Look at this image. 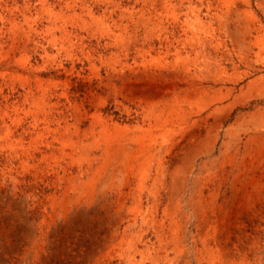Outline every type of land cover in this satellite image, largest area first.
Wrapping results in <instances>:
<instances>
[{
    "label": "rangeland",
    "instance_id": "obj_1",
    "mask_svg": "<svg viewBox=\"0 0 264 264\" xmlns=\"http://www.w3.org/2000/svg\"><path fill=\"white\" fill-rule=\"evenodd\" d=\"M6 1L9 9L37 8L35 29L49 26L38 0ZM100 1L98 7L111 3ZM182 2L195 15L186 20L183 10L174 12L187 29L175 55L163 38L174 30L173 11L145 30L131 24L115 31L116 38L104 25L91 22L82 30L66 19L59 24L72 41L54 30L56 45L46 53L11 55L2 46L0 66L8 75L0 83L23 111L20 123H9L10 136L0 132V264H264V3ZM69 48L81 60H69ZM88 51L102 56L93 66L84 58ZM17 74L44 79L38 90L30 84L38 104L22 97L21 81L9 83ZM98 112L128 129L100 131L90 118ZM20 140L16 158L11 144ZM115 213L126 216L120 225Z\"/></svg>",
    "mask_w": 264,
    "mask_h": 264
},
{
    "label": "bare ground",
    "instance_id": "obj_2",
    "mask_svg": "<svg viewBox=\"0 0 264 264\" xmlns=\"http://www.w3.org/2000/svg\"><path fill=\"white\" fill-rule=\"evenodd\" d=\"M31 1V0H30ZM130 1V0H129ZM174 0H136L135 3L133 4L134 6L131 8H126V5H123L124 0H111V3H103L104 5L102 6H106L104 8H101L102 6H97L96 4H100V0H38V4H39V13H43L46 14L48 19H47V23H49L48 27H43L39 30H37V28L35 29L36 25L34 26V20L33 18H31V16L33 15V12H37V8L32 7L30 5H24L26 6L25 8L21 6V8H14L12 5V8L9 9L10 5L8 4V2L6 0H1L0 1V20H2V27H0V50L3 48V45L8 46L9 49V53L11 55L17 53V52H21V53H25V51H34L36 53H38V51L41 50V52L46 53V50L50 47V46H55V35L51 36L52 34H54V30L60 31L63 35L64 38H62L64 41H69V43L72 41L71 37H70V31L68 30L67 27L63 25H60L59 23L62 24L66 22L67 20H73L75 22L80 23L81 25V29L83 30V27L86 26L89 23H93V24H98V25H104L105 26V31L106 34H108V37L113 36L115 31H120L124 30L126 28H130V25L132 24L134 26L135 29H139L141 27H143V29L145 30L147 28V26L151 23V21H153V19L157 18L158 16H161L162 13L168 14L170 11H173L172 14H175L176 17H174V30L170 33V35L163 37L164 38V42H165V48L167 51H171L174 50L172 53L175 55V52L178 51V46L182 40H180L182 38L183 33L187 32L186 29V20L189 16L195 15V9L192 7H189L186 5V3L188 2H182V0H178L179 6L176 7L173 4ZM264 3V0H262ZM29 3V2H28ZM244 3V2H243ZM258 3V2H257ZM18 4V3H17ZM32 4V3H31ZM34 4V3H33ZM109 4V5H108ZM16 5V4H15ZM101 5V4H100ZM131 6V5H130ZM109 8H111V10H109ZM177 10V12H184L183 17L186 19H183V17H181L178 14L174 13ZM9 12V19L6 18L5 14L3 13ZM98 11H101L102 13L99 14L98 16H96V13H98ZM160 14V15H159ZM170 14V13H169ZM192 14V15H190ZM237 17L239 16V14L236 15ZM21 17V19H20ZM163 17V16H162ZM165 18V17H164ZM236 18V17H235ZM183 20V21H180ZM222 20V19H221ZM236 20H239V18H236ZM235 20V21H236ZM44 21V20H43ZM146 21V24L145 22ZM158 21V20H157ZM163 21V20H162ZM223 21V20H222ZM242 20H240L241 23ZM37 22V20H36ZM41 22V21H40ZM144 22V26L143 25ZM39 23V22H38ZM196 23V22H195ZM229 23V22H228ZM68 24V23H67ZM40 25V24H39ZM53 25V26H52ZM228 25V24H227ZM25 26L29 28V31L25 30ZM42 26V25H41ZM154 26V25H153ZM152 26V28H154ZM102 27V26H101ZM200 27V26H199ZM133 29V28H132ZM241 29V28H240ZM248 29V28H247ZM251 29V27H250ZM80 30V28H79ZM142 30V31H144ZM149 30V29H148ZM219 30V29H218ZM225 30V29H224ZM253 30V29H252ZM255 30V29H254ZM137 31V30H136ZM147 31V30H146ZM144 31V32H146ZM244 31V30H243ZM248 32H246L247 34L250 33V30H247ZM18 32L22 35L21 37H17L16 35L18 34ZM30 32H34V34H38L40 37H32V35H30ZM76 32V31H75ZM74 32V33H75ZM83 32V31H82ZM125 32V31H124ZM78 33V32H77ZM119 33V32H118ZM117 33V35H119ZM26 34V35H23ZM135 34V33H134ZM146 34V33H145ZM242 34V33H241ZM18 36V35H17ZM74 36V35H72ZM78 36V35H77ZM114 37V36H113ZM129 37V36H128ZM139 37V36H138ZM116 38V37H114ZM162 38V39H163ZM37 39V40H36ZM81 39V38H80ZM128 39V38H127ZM144 39V38H143ZM160 39V38H159ZM187 39V38H186ZM119 41V40H118ZM121 41V39H120ZM188 41V40H187ZM116 42V41H115ZM42 43V44H40ZM79 43V42H78ZM117 43V42H116ZM127 43V42H126ZM188 43V42H187ZM236 43V42H235ZM118 44V43H117ZM77 45V44H76ZM70 46V45H69ZM113 46V45H112ZM116 46V44H115ZM125 46V45H124ZM191 46V45H190ZM183 47V46H182ZM187 47V46H186ZM62 49L63 46H61ZM60 48V50H61ZM77 48V47H76ZM123 48V47H122ZM195 48V47H194ZM247 48V47H246ZM73 48H69L67 57L69 58V60L74 61L75 59L79 60L80 58H76V54L74 53V51L72 50ZM84 49V48H83ZM164 49V48H163ZM68 50V49H65ZM180 50V49H179ZM182 50V49H181ZM249 51V50H248ZM67 52V51H66ZM192 52V51H191ZM216 52V51H215ZM4 53V52H3ZM115 53V52H114ZM166 53V52H164ZM198 53V52H197ZM60 54V52H59ZM185 54V53H184ZM217 54V53H216ZM47 55V54H46ZM98 55V54H97ZM94 56L92 54L91 51L86 52V54L84 55L87 63L90 66H93V61L95 60V58L99 57V56ZM170 55V54H168ZM172 55V54H171ZM2 56V55H1ZM44 57V56H43ZM137 57V56H136ZM188 57V56H186ZM246 57V56H245ZM42 58V57H41ZM99 58H102V56L100 55ZM164 58V57H163ZM219 59V58H218ZM81 60V59H80ZM155 60V59H154ZM63 61V60H62ZM65 61V60H64ZM112 62V61H111ZM115 62V61H114ZM118 62V61H117ZM178 62V61H177ZM58 63V62H57ZM82 63V61H81ZM1 64V63H0ZM18 64L21 65V67L25 66V63H19ZM5 65V64H4ZM8 66V65H6ZM48 66V65H47ZM65 66V65H64ZM72 66V65H71ZM74 66V65H73ZM162 66V65H161ZM22 67V68H23ZM28 67V66H27ZM43 67V66H42ZM56 67V66H55ZM124 67V66H123ZM211 67V66H210ZM0 68H3V66H0ZM25 68V67H24ZM33 68V67H32ZM48 68V67H47ZM50 68V67H49ZM59 68V67H58ZM61 68V67H60ZM134 68V67H133ZM6 69V67H4L3 69H0V79L3 80L7 77V75L5 74L4 70ZM12 69V68H11ZM30 69V68H29ZM42 69V68H41ZM55 69V68H54ZM44 70V69H43ZM42 70V71H43ZM74 70V69H73ZM95 70V69H94ZM41 72V71H40ZM49 72V71H48ZM62 72V71H61ZM77 72V71H76ZM31 74H37L36 72H31ZM184 74V73H183ZM190 74V73H189ZM45 75V74H44ZM118 75V74H117ZM72 76V75H71ZM120 76V75H119ZM196 76V75H195ZM209 76V75H208ZM10 82L12 83L11 85L13 86V84H15L16 82H20V86L23 87L25 86L26 90L24 92V96H22L23 98L25 97L26 99H30L31 102L34 104H38V99L35 98L33 96V90L32 88H30V84H34L35 87L38 90L37 86L43 85L44 79L41 77H36L35 79H32L31 81L28 79V77L26 75H20L17 74V76H10ZM15 77V78H14ZM78 77V76H77ZM197 77V76H196ZM22 78V80H21ZM155 78V77H154ZM8 80V79H7ZM146 80V79H145ZM226 80V79H225ZM109 81V80H108ZM1 82V81H0ZM101 82V81H100ZM129 83V82H128ZM5 84V82H4ZM4 84L2 85L0 83V97L3 100V105H0V132L4 131L7 132V135L10 136L12 130H11V126H10V122L11 123H15L18 124L20 123V113L23 111L22 109V105L21 103L19 104L18 102L14 103L13 101H10V95L4 94ZM123 84V83H122ZM185 84V83H184ZM10 85V84H9ZM8 85V86H9ZM37 85V86H36ZM47 85V84H45ZM189 85V83H188ZM14 87V86H13ZM12 87V88H13ZM8 89V88H7ZM51 89V88H50ZM108 89V88H107ZM36 90V91H37ZM54 90V88H53ZM52 90V91H53ZM248 90V89H247ZM158 91V90H157ZM199 91V90H198ZM197 91V92H198ZM19 92V91H18ZM54 92V91H53ZM66 92V91H65ZM159 92V91H158ZM189 92V91H188ZM200 92V91H199ZM203 92V91H202ZM249 92V91H248ZM38 93V92H37ZM201 93V92H200ZM205 93V92H204ZM13 94V93H12ZM195 94V92H194ZM43 95V94H41ZM65 95V94H64ZM201 95V94H200ZM264 95V94H263ZM16 96V95H15ZM46 96V95H45ZM45 96H41L40 99L42 101H47L48 100V95L47 97ZM53 96V95H52ZM195 96V95H194ZM193 96V97H194ZM219 96V95H218ZM227 96V95H226ZM57 97V96H56ZM64 97V96H63ZM165 97V96H164ZM199 97V96H198ZM197 97V98H198ZM207 97V96H206ZM225 97V96H224ZM238 97V96H237ZM262 97V95H261ZM59 98V97H58ZM226 98V97H225ZM233 98V97H232ZM263 98V97H262ZM21 99V98H20ZM39 99V100H40ZM217 100V99H216ZM215 100V101H216ZM233 100V99H232ZM255 100V99H254ZM176 101V99H175ZM102 102V101H101ZM154 102V101H153ZM166 102V101H165ZM40 103V102H39ZM48 103V102H47ZM144 103V101H143ZM41 104V103H40ZM150 104V103H149ZM148 104V105H149ZM154 104V103H153ZM138 105V104H137ZM141 105V104H140ZM145 105V104H144ZM147 105V103H146ZM38 106V105H37ZM74 106V105H73ZM146 107V106H145ZM150 107V106H149ZM122 108V107H121ZM126 108V107H125ZM42 109V108H41ZM47 109V108H46ZM70 109V108H69ZM141 109V108H140ZM148 109V108H147ZM38 110V109H37ZM40 110V109H39ZM43 110V109H42ZM142 110V109H141ZM176 110V109H175ZM143 111V110H142ZM149 111V110H148ZM50 112V111H49ZM66 112V111H65ZM145 112V111H144ZM163 112V111H162ZM174 112V111H173ZM12 113V116H11ZM62 113V112H61ZM128 113V112H126ZM146 113V112H145ZM160 113V112H159ZM164 113V112H163ZM141 114V112H140ZM147 114V113H146ZM157 114V113H156ZM161 114V113H160ZM25 115V114H23ZM30 115V114H29ZM43 115V113H42ZM51 115V114H50ZM53 115V113H52ZM62 115V114H61ZM94 116L93 120H95L98 124V127L100 129V131L103 132H109V131H118V130H127L128 128L126 127H122V125H120V123L117 122H112L110 120H106L102 114H100L99 112L96 114H90V118L92 116ZM49 116V115H48ZM106 116V115H105ZM144 116V115H143ZM155 116V118L158 119L157 115H153ZM152 116V117H153ZM256 116V114L253 115V121H254V117ZM15 117H19V118H14ZM41 117V115H40ZM43 117V116H42ZM58 117V116H57ZM77 117V116H76ZM86 117V116H85ZM89 117V116H88ZM141 117V116H140ZM62 118V117H61ZM67 118V117H66ZM78 118V117H77ZM262 118V116L260 117ZM48 119V118H47ZM56 119V118H55ZM59 119V118H57ZM111 119V118H110ZM157 119H155L157 121ZM256 119V118H255ZM89 120V119H88ZM143 120V119H142ZM160 120V119H159ZM91 121V120H90ZM148 121V120H147ZM154 121V120H153ZM198 121V120H197ZM33 122V121H32ZM69 122V121H68ZM80 122V121H79ZM255 122V121H254ZM261 122V121H260ZM45 123V122H44ZM53 123V122H52ZM91 123V122H90ZM93 123V122H92ZM38 124V123H37ZM162 124V123H161ZM246 124V122H245ZM22 125V124H21ZM28 125V124H27ZM41 125V124H40ZM90 125V124H89ZM93 125V124H92ZM165 126V125H163ZM39 127V126H38ZM70 127V126H69ZM72 127V126H71ZM92 127V126H91ZM95 127V126H94ZM128 127V126H127ZM18 128V127H17ZM26 128V127H25ZM23 128V129H25ZM73 128V127H72ZM16 129V128H15ZM29 129V128H28ZM34 129V128H33ZM93 129V128H92ZM138 129V128H137ZM38 130V129H37ZM50 130V129H49ZM64 130V129H63ZM69 130V129H68ZM90 130V129H89ZM15 131V130H14ZM65 131V130H64ZM91 131V130H90ZM89 131V132H90ZM99 131V132H100ZM212 131V130H211ZM35 132V131H34ZM43 132V131H42ZM47 132V131H46ZM102 132V133H103ZM127 132V131H126ZM27 133V132H26ZM50 133V132H49ZM53 133V131H52ZM58 133V132H57ZM61 133V132H60ZM66 133V132H65ZM78 133V132H77ZM118 133V132H117ZM116 133V134H117ZM128 133V132H127ZM14 134V133H13ZM28 134V133H27ZM73 134V133H72ZM106 134V133H105ZM4 135V134H3ZM30 135V134H29ZM36 135V133H35ZM55 135V134H54ZM62 135V134H61ZM75 135V134H74ZM109 135V134H108ZM118 135V134H117ZM32 136V135H31ZM43 136V135H42ZM51 136V135H50ZM80 136V135H79ZM167 136V134H166ZM14 137V136H13ZM18 137V136H17ZM101 137V135H100ZM139 137V136H138ZM215 137V136H214ZM7 138V137H5ZM11 138V137H9ZM30 138V137H29ZM60 138V137H59ZM69 138V136H68ZM78 138V137H77ZM80 138V137H79ZM16 139V138H15ZM49 139V138H48ZM58 139V138H57ZM157 139V138H156ZM35 140V139H33ZM41 140V139H40ZM59 140V139H58ZM76 140V139H75ZM139 140V139H138ZM7 141V140H6ZM68 141V140H67ZM80 141V140H79ZM220 141V140H219ZM255 141V140H254ZM36 142V140H35ZM136 142V141H135ZM171 142V141H170ZM251 142V141H250ZM32 143V142H31ZM30 143V144H31ZM53 143V142H52ZM63 143V142H61ZM75 143V142H74ZM9 144V143H8ZM48 144V143H47ZM51 144V143H50ZM67 144V142H66ZM76 144V143H75ZM257 144V143H256ZM22 145V141H17L14 142L12 141V148L14 149L13 151L11 150V152L14 155V157L17 158V156L19 157L21 155V148ZM68 146V145H67ZM151 146V145H150ZM4 147V146H2ZM46 147V146H45ZM59 147V146H58ZM69 147V146H68ZM65 147V148H68ZM120 147V146H119ZM147 147V146H146ZM1 148V147H0ZM50 148V147H49ZM73 150H75L76 148L73 147ZM83 148V146H82ZM92 148V147H90ZM98 148V147H97ZM33 149V148H32ZM64 148H62L63 150ZM71 149V148H70ZM79 149V148H78ZM121 149V148H120ZM249 149V148H248ZM260 149V148H259ZM26 150V149H25ZM83 151H85L84 149H82ZM212 150V149H211ZM1 151V150H0ZM8 151V150H7ZM24 151V150H23ZM51 151V150H50ZM59 151V150H58ZM77 151V150H76ZM116 151V150H115ZM224 151V150H223ZM10 152V153H11ZM25 152V151H24ZM27 152V151H26ZM32 152V151H31ZM35 152V150H34ZM75 152V151H74ZM109 152V151H108ZM256 152V151H255ZM3 153V152H2ZM41 153V152H40ZM51 153V152H50ZM85 153V152H84ZM103 153V152H102ZM209 153V152H208ZM228 153V152H227ZM34 154H38V153H34ZM79 154V153H78ZM108 154V153H107ZM24 154H22L23 157ZM50 155V154H49ZM87 154H85L86 156ZM98 155V154H97ZM114 155V154H113ZM118 155V154H117ZM221 155V154H220ZM229 155V154H228ZM1 156V155H0ZM31 156V155H30ZM42 156V154H41ZM88 156V155H87ZM112 156V155H111ZM6 157V156H5ZM48 157V156H47ZM51 157V156H50ZM101 157V156H100ZM230 157V156H229ZM7 158V157H6ZM30 158V157H29ZM41 158V157H40ZM39 158V159H40ZM49 158V157H48ZM52 158V157H51ZM70 158V157H69ZM231 158V157H230ZM233 158V157H232ZM4 159V158H3ZM25 159V157H24ZM100 159V158H99ZM115 159V158H114ZM6 160V159H5ZM17 160V159H16ZM19 161L21 160V157L18 159ZM29 160V159H28ZM73 160V159H72ZM94 160V159H93ZM224 160V159H223ZM8 161H12L11 160H7ZM23 159L20 161V165L22 166L23 163ZM35 161V160H34ZM40 161V160H38ZM43 161V160H42ZM105 161V160H104ZM139 161V159H138ZM232 161V160H231ZM4 162V161H3ZM261 162V161H260ZM132 163V162H131ZM10 164V163H9ZM12 164V163H11ZM25 164V163H24ZM42 164V163H41ZM257 164V163H256ZM261 165V163H259ZM264 164V163H262ZM3 166H5L4 168H7L8 165L2 163ZM32 165V164H31ZM91 165V164H90ZM131 165V164H130ZM117 166V165H116ZM160 166V165H159ZM263 166V165H262ZM10 167V166H9ZM25 167V166H24ZM27 167V166H26ZM39 167V166H38ZM132 167V166H131ZM180 167V166H179ZM261 167V166H259ZM1 168V167H0ZM3 168V167H2ZM36 168V166H35ZM121 168V167H120ZM264 168V167H263ZM33 169V168H32ZM97 169V168H96ZM135 169V168H134ZM261 169V168H260ZM4 170V169H3ZM10 170V169H9ZM263 170V169H262ZM64 171V170H63ZM72 171V170H71ZM144 171V170H143ZM201 171V169H200ZM75 172V171H74ZM98 172V171H97ZM134 172V171H133ZM262 172V171H261ZM101 173V172H100ZM115 173V172H114ZM244 173V172H242ZM81 174V173H80ZM102 174V173H101ZM120 174V173H119ZM124 173H122L123 175ZM129 174V173H128ZM262 174V173H261ZM1 175V174H0ZM8 175V174H7ZM12 175V174H10ZM115 175V174H114ZM242 175V174H240ZM244 175V174H243ZM246 175V174H245ZM116 176V175H115ZM114 176V177H115ZM124 176V175H123ZM130 176V175H129ZM79 177V176H78ZM243 177V176H242ZM60 178V177H59ZM73 178V177H72ZM98 178V177H96ZM100 178V177H99ZM244 178V177H243ZM261 178V177H260ZM115 179V178H114ZM92 180V179H91ZM98 180V179H97ZM110 180V179H109ZM195 180V179H194ZM61 181V180H60ZM73 181V180H72ZM79 181V180H78ZM123 181V180H122ZM187 181V180H186ZM246 181V180H244ZM254 181V180H253ZM80 182V181H79ZM117 182V181H116ZM190 182V181H189ZM118 183V182H117ZM61 184V183H60ZM95 184V183H94ZM112 184V183H111ZM120 184V183H119ZM193 184V183H192ZM66 185V184H65ZM73 185V184H72ZM81 185V184H80ZM86 185V184H85ZM92 185V184H91ZM195 185V184H194ZM60 186V185H59ZM69 186V185H68ZM88 186V185H86ZM103 186V185H102ZM123 186V185H122ZM182 186V185H180ZM189 186V185H188ZM84 187V186H83ZM249 187V186H248ZM125 188V187H124ZM180 188V187H179ZM178 188V189H179ZM184 188V187H183ZM67 189V188H66ZM69 189V188H68ZM71 189V188H70ZM75 189V188H74ZM92 189V188H91ZM182 189V188H181ZM191 189V188H190ZM252 189V188H251ZM124 190V189H123ZM88 191V190H87ZM86 191V192H87ZM95 191V190H93ZM99 191V190H98ZM116 191V190H115ZM181 191V190H180ZM200 192V191H199ZM128 193V192H127ZM118 194V193H117ZM81 195V194H80ZM92 195V194H91ZM169 195V194H168ZM182 195V194H181ZM192 195V194H191ZM88 196V195H87ZM95 196V195H94ZM178 196V195H177ZM84 197V196H82ZM107 197V196H105ZM81 198V197H79ZM93 198V197H92ZM104 198V197H103ZM108 198V197H107ZM106 198V199H107ZM154 198V197H153ZM70 199V198H69ZM68 199V201H69ZM87 199V198H86ZM94 199V198H93ZM101 199V198H100ZM124 199V197H123ZM78 200V199H77ZM98 200V199H97ZM178 200V199H177ZM249 200V199H248ZM81 201V200H80ZM84 201V200H83ZM183 201V200H182ZM79 202V201H78ZM100 202V201H99ZM83 203V202H82ZM185 203V202H184ZM200 203V202H199ZM66 204V203H65ZM127 204V203H126ZM124 204V205H126ZM79 205V204H78ZM81 205V204H80ZM82 205H85L82 204ZM94 205V204H93ZM97 205V204H96ZM64 206V205H63ZM77 206V205H76ZM89 206V205H88ZM91 206V205H90ZM68 207V206H67ZM119 207V206H118ZM122 207V206H121ZM242 207V206H241ZM72 208V207H71ZM84 208V207H83ZM109 208V207H108ZM62 209V207H61ZM89 209V208H88ZM65 210V209H64ZM96 210V209H95ZM91 211V210H90ZM89 211V212H90ZM75 212V211H72ZM86 212V211H85ZM116 212V211H115ZM69 213V212H68ZM87 213V212H86ZM91 213V212H90ZM101 213V212H100ZM99 213V214H100ZM104 213V212H103ZM109 213V211H108ZM114 213V212H113ZM118 213V212H117ZM115 213V214H117ZM121 213V212H120ZM70 214V213H69ZM73 214V213H72ZM114 214V215H115ZM64 215V214H62ZM78 215V214H77ZM184 215V214H183ZM126 216H124V214H117V224H121L123 219ZM69 219V218H68ZM111 220V219H110ZM186 220V219H185ZM132 221V220H131ZM142 223V221H141ZM110 225V224H109ZM200 225V224H199ZM112 227V226H111ZM119 227V226H118ZM212 227V226H211ZM113 228V227H112ZM128 228V227H127ZM131 229V228H130ZM116 230V229H115ZM111 231V230H110ZM160 231H162L160 229ZM110 234V233H109ZM155 234V233H154ZM160 235H162V233L160 232ZM108 238H110L109 236H107ZM159 237V236H158ZM162 237V236H161ZM245 238V237H243ZM124 239V238H123ZM157 239V238H156ZM160 239V238H158ZM164 239V238H163ZM162 240V239H161ZM106 241V240H105ZM157 241V240H155ZM120 243L125 242L124 240L119 241ZM161 242V241H160ZM156 243V242H155ZM158 243V242H157ZM126 247H131L132 245H134L135 243L131 242H125ZM237 244V243H236ZM116 245V244H115ZM172 245V244H171ZM119 246V245H118ZM135 246V245H134ZM122 247V246H121ZM136 247V246H135ZM208 247V246H207ZM118 248V247H117ZM127 248V249H128ZM115 249V248H114ZM131 249V248H130ZM117 250V249H116ZM135 250V249H134ZM118 251V250H117ZM178 251V250H177ZM128 252V251H127ZM132 252V251H131ZM130 252V253H131ZM137 255V254H135ZM129 257V255H128ZM125 258V257H124ZM217 258V257H216ZM227 259V258H225ZM231 259V258H230ZM127 260V259H126ZM247 260V259H246ZM230 261V260H229ZM228 262V260H227ZM232 262V261H231ZM240 262V261H239ZM230 263V262H229ZM235 263V262H234ZM242 263V260H241ZM245 263V262H243ZM242 263V264H243ZM248 263V260H247ZM226 264V263H225ZM233 264V263H232Z\"/></svg>",
    "mask_w": 264,
    "mask_h": 264
}]
</instances>
